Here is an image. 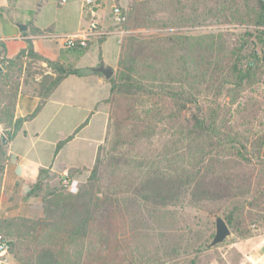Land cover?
Here are the masks:
<instances>
[{
	"label": "trees",
	"instance_id": "trees-1",
	"mask_svg": "<svg viewBox=\"0 0 264 264\" xmlns=\"http://www.w3.org/2000/svg\"><path fill=\"white\" fill-rule=\"evenodd\" d=\"M6 2L11 11L17 0ZM219 6L218 15L225 8L230 12L222 17L239 18L241 9L248 11L242 17L252 28L246 29L245 36L264 44V2L260 0H128L125 8L120 7L125 19L113 29L126 34L120 41L117 67L107 80L109 96L104 102L109 108L103 144L85 183L75 193L53 189L45 194L47 171L40 170L29 194H43V217L18 220V234L15 224L0 219L3 238L18 236L8 246L20 263L132 264L127 250L118 254L109 247L94 254L86 251L89 241L106 243L116 224L126 215L131 218L116 213L119 200L126 206L134 201L151 208L205 206L241 238L252 237V227L264 230V106L261 98L250 96L263 83L258 52L253 48L251 61L244 64L234 52L221 54L223 47L218 46L215 54L196 37L138 32L151 22L183 26ZM88 47L89 43L68 50L81 56ZM23 58L46 64L50 74L39 84L40 104L25 117H16L18 87L12 74ZM4 62L9 73L0 75L4 80L0 125L8 143L62 80L92 73L89 68L75 69L38 55L29 40ZM72 138L59 142L55 155ZM1 149L4 156L7 147ZM3 169L0 163V189ZM81 171L69 169V178ZM132 220H137L136 215Z\"/></svg>",
	"mask_w": 264,
	"mask_h": 264
},
{
	"label": "rangeland",
	"instance_id": "rangeland-1",
	"mask_svg": "<svg viewBox=\"0 0 264 264\" xmlns=\"http://www.w3.org/2000/svg\"><path fill=\"white\" fill-rule=\"evenodd\" d=\"M27 2H29V0H24L22 4L25 5ZM81 3L82 0L34 1L35 6H39L46 15L51 17V20L55 18L56 14L59 12V8L62 7L71 9L72 13L75 14L77 10H80ZM127 4L128 0H102L101 6L98 8L97 16H99L105 27L114 23L108 28L113 29L118 23L111 14L110 5H117L118 7L125 8ZM220 8L219 6L216 10H210L207 11V13H201L203 12L201 10V14H199L197 19L190 20L183 26L172 24L165 26L163 23L156 24V22H151L146 24L144 28L138 30V32H141L145 36L181 34L196 37L204 44L210 45L215 54L218 53V51H216L218 46L223 47V50L220 51L221 54L225 53V55L229 56L231 52H234L242 58L244 64L251 61L250 55L254 48L262 59L261 65L264 72V44L255 43L254 39H248L245 36V33L248 32L246 29L252 28L250 21L242 17L244 13L248 11L241 9L238 14L240 15L239 18L229 16L222 17L221 15L223 13L230 15V12L225 8V12L218 15L217 12L220 11ZM83 10L87 14L88 7L83 5ZM91 14H93V12ZM86 17L87 16H85V19ZM57 25H60V22H58ZM3 26L5 27V25ZM102 52L108 61V66L113 68L114 73L117 66L115 68L113 66L116 65L117 59L112 39L107 41L102 48ZM99 53V45L94 43L86 49V54L82 59L72 61L69 65L72 67L90 66ZM6 59L3 47L0 46L1 74L9 73L7 72L8 69L4 62ZM17 65L18 67L14 69L12 78L18 87V96L21 89L27 86L33 88L40 98L39 84L43 76L50 74V69L46 64L40 61L27 58H23V62L17 63ZM3 82L4 80L0 79V84ZM9 86H11V84H9ZM250 96L256 97L259 100L261 98L264 106V74L263 83L256 85L254 91L250 93ZM106 105L108 114L109 105L108 103H106ZM43 117L44 116L39 115L35 122L29 124L28 130L31 128L34 129V131L40 135L42 141L54 139L55 142L51 159H54L56 145L59 142L64 141L72 135L73 137L76 136L73 140V144H71V147L67 148V150L69 153H81V156L67 155L66 159L57 158L55 160V168L60 169L59 163L64 160L71 162L75 166L87 168L84 169V171L78 172L73 177L75 181L74 185L77 189L80 188L82 184L85 183L89 171L93 166L91 147L94 142H98L103 135L105 136L107 117L102 112L96 113L95 118L91 119V123L88 127H85V121H82L76 123V125H50L46 128H44L45 123ZM88 118L89 114L86 119ZM79 126H81L80 129H84L81 132H79V129L75 133ZM2 136L3 127L0 125V163H3L4 166L6 151H4L5 155L3 156L1 147L5 148L7 145H2ZM64 144L65 142L62 146ZM102 144L103 141L100 145ZM51 151L52 150L49 152L51 153ZM123 151H125V149ZM102 158L105 159L104 156H102ZM43 183L47 187L43 192L45 194L53 189L67 191V189L63 188L61 185L60 179L51 181V183L49 180H46L43 181ZM126 195L128 196L129 194L126 193ZM38 196L42 198L43 194L41 193ZM115 211L117 214H129L131 218H127L126 215L125 219H121V224H116L111 237L109 239L105 238L106 243H100L98 240L89 241L86 247L88 254L108 251L109 247L110 250H113L116 254L127 250V254L132 256V264H252V256L264 249V247H262L264 230L260 231L256 228L253 229L254 227H252L251 231L253 236L250 238H241L228 227L230 235L226 237L222 243L214 247H208L215 233V219L220 216L209 214L205 206L194 207L189 205L182 206L179 204L174 207L151 208L145 206L141 202L134 201L126 206L122 200H119V206ZM133 215H136L137 220H132ZM114 223H116V220Z\"/></svg>",
	"mask_w": 264,
	"mask_h": 264
},
{
	"label": "crops",
	"instance_id": "crops-1",
	"mask_svg": "<svg viewBox=\"0 0 264 264\" xmlns=\"http://www.w3.org/2000/svg\"><path fill=\"white\" fill-rule=\"evenodd\" d=\"M23 1L17 0L15 8L8 11L6 9V0H0V42L3 43L4 55L7 59H13L21 49L26 47V41L29 40L33 51L38 55L51 61L59 60L60 63L69 65L72 61L82 59L86 54V50L81 56H75L63 47L57 37L60 35H74L89 29L93 31L91 28H94L98 35L90 36L89 47L97 43L100 53L90 66L71 67L75 69H91L101 63L108 66V61L102 52V48L111 39L114 42L116 59H118L120 41L125 33L117 29H108L114 23L109 24L107 27L102 24L99 16H97L102 0L93 14L88 12V10L86 14L81 3L80 10H77L78 13L76 12L75 14L72 13L71 9L59 8V12L53 20L39 6H35L34 1L37 0H29L25 5L22 4ZM111 7L112 5H110ZM85 16H87L86 19ZM58 22H60V25H57ZM17 23L27 26V29L19 30ZM32 29L41 31L50 29V32L40 34L33 32ZM116 66L117 60L116 65L113 67L115 68ZM108 96L109 83L98 73L92 72L84 77L68 76L53 90L38 114L33 119L26 121L21 130L7 144L1 177L0 219L4 223L15 224V232L17 234L18 220L36 221L43 217L41 196L29 194L32 186L39 178L40 170L47 171V175H43V181L49 180L51 183V181L60 179L63 173L68 172L69 169H87L82 166H75L65 160L60 161V169L55 168V160L57 158L66 159L67 155L81 156V153H69L67 150L73 144L76 136L66 142L54 156V159H51L54 139L42 141L40 135L34 129L28 130L29 124L35 122L40 115L44 116V128L50 125H76V123L82 121H85L86 125H84L88 127L91 119L95 118V114L101 112L107 117V123V105L104 101ZM39 102L40 98L33 88L26 86L21 89L16 103V117H25L36 108ZM88 114L89 118L86 119ZM83 129H80L79 132ZM103 138L104 135L101 140L94 142L91 147L93 164L97 149ZM50 150H52L51 153L49 152ZM262 157H264V144ZM10 233L11 236L14 235L13 232ZM13 238H7V240L15 242L18 236ZM262 247H264V241ZM251 261L252 264H264V249L252 256ZM0 264L22 263L18 261L13 252L8 250L5 254L0 255Z\"/></svg>",
	"mask_w": 264,
	"mask_h": 264
},
{
	"label": "built area",
	"instance_id": "built-area-1",
	"mask_svg": "<svg viewBox=\"0 0 264 264\" xmlns=\"http://www.w3.org/2000/svg\"><path fill=\"white\" fill-rule=\"evenodd\" d=\"M100 1L101 0H82V4L88 7V12L92 13L97 8ZM111 14L117 23H120L125 19V17L120 11V7H118L117 5H112ZM91 29L93 31L89 29L86 31H80L74 35H60L57 37V39H59L63 47L66 49H70L74 46L86 47L89 43L90 36L98 35V33H96L97 31H95L94 28ZM73 179L74 178H69L68 172H64L63 175L60 177V182L63 188L71 191V188L75 186V181ZM8 250V240L0 235V255L5 254Z\"/></svg>",
	"mask_w": 264,
	"mask_h": 264
},
{
	"label": "water",
	"instance_id": "water-1",
	"mask_svg": "<svg viewBox=\"0 0 264 264\" xmlns=\"http://www.w3.org/2000/svg\"><path fill=\"white\" fill-rule=\"evenodd\" d=\"M264 2V0H260ZM19 30H26L27 26L22 24H16ZM91 71L93 73H98L102 78L108 80L113 75V69L110 66L104 65L103 63L99 64L96 67H92ZM2 73V69L0 67V74ZM8 141L2 136V145L6 146ZM230 235V230L228 225L221 217H217L215 219V233L214 236L208 245V247H214L220 243H222L226 237Z\"/></svg>",
	"mask_w": 264,
	"mask_h": 264
},
{
	"label": "clouds",
	"instance_id": "clouds-1",
	"mask_svg": "<svg viewBox=\"0 0 264 264\" xmlns=\"http://www.w3.org/2000/svg\"><path fill=\"white\" fill-rule=\"evenodd\" d=\"M71 191H72L73 193H75V192L77 191L76 187L73 186V187L71 188Z\"/></svg>",
	"mask_w": 264,
	"mask_h": 264
}]
</instances>
